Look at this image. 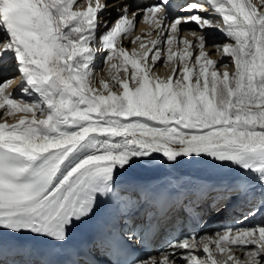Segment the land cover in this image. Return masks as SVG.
I'll use <instances>...</instances> for the list:
<instances>
[{
    "label": "snow or ice",
    "instance_id": "1",
    "mask_svg": "<svg viewBox=\"0 0 264 264\" xmlns=\"http://www.w3.org/2000/svg\"><path fill=\"white\" fill-rule=\"evenodd\" d=\"M109 7L0 0V264H264V0H119L114 22ZM138 18L155 38L134 35ZM157 155L232 175L190 193L171 177L120 180L161 167ZM190 206L260 220L198 236L184 231ZM78 229L86 243H71ZM160 233L164 250L136 255Z\"/></svg>",
    "mask_w": 264,
    "mask_h": 264
},
{
    "label": "bare ground",
    "instance_id": "2",
    "mask_svg": "<svg viewBox=\"0 0 264 264\" xmlns=\"http://www.w3.org/2000/svg\"><path fill=\"white\" fill-rule=\"evenodd\" d=\"M109 2V9L105 11L104 13L101 14L102 19L104 20H110L111 22H114L116 13L112 11L111 9V4L114 2H119V0H108ZM131 7L132 10H136L137 6L143 8L147 7L152 3L146 4L144 6L138 5L136 3V0H126ZM183 29H191V30H196L198 31V27L195 23H188V24H183L181 26ZM150 31V26L142 22V18H138L135 26V32L134 35H143L145 38V42L149 41L153 38H155V35L148 36L147 33ZM209 36V45H211L214 41L215 42H223L221 35L219 32H216L214 30L209 31L207 33ZM181 35H184L182 32ZM131 38V37H130ZM141 41H137L136 45L130 44L128 41H124V44L126 47L131 50L133 47H137ZM104 53H98L97 56V61H96V72L98 75L96 76V79L99 80L101 78H107V74L105 71V65L103 63V60L101 57H103ZM215 59L216 57L213 56ZM171 70V65H165L163 61L158 62L157 67H156V72L161 76V77H166L168 74H170ZM221 71L223 69L221 68ZM4 78H11V76H7ZM3 110H0V113H2ZM21 114H17L15 117H7L8 123H13L16 118ZM5 119L2 115H0V122H2ZM157 165H160L161 167L156 168V169H145V168H133L130 169L128 172L124 173L121 177L120 180L124 182H130V183H140V184H149L155 181L160 180L163 177H171L172 178V183L174 185L179 186L180 188H186L190 184H192L194 178H202V179H225L229 176L232 175V169L230 167H218L215 164L209 163L208 158L204 159H196V160H188V158H185L181 164L177 165L175 168H170L168 167V162L165 161L161 156L157 155V159L155 161ZM260 220V217H256V219H249L247 221H244L243 219H237V217L229 219L228 223L226 225H230L233 227H249L255 223H257ZM189 226L193 227V230L198 234V236H203L205 234H213L216 230H218L221 225H225L224 223L220 224V221H210L209 218L205 215L202 223L199 225H196L195 219L191 218L186 222ZM82 230V229H78ZM179 231V229H177ZM184 231L188 230L185 228ZM167 233H161L157 238H156V243L159 245L164 244L165 240L167 237ZM166 248V247H165ZM158 255V254H155ZM237 256H241V253L237 252ZM147 258V257H146ZM33 259H38V257H33Z\"/></svg>",
    "mask_w": 264,
    "mask_h": 264
}]
</instances>
